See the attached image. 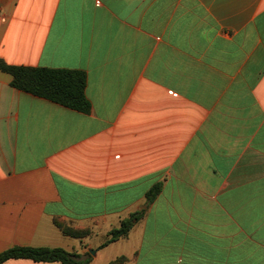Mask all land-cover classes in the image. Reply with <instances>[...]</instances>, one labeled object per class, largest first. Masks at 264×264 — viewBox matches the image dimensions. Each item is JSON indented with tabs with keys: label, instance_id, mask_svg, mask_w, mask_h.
Here are the masks:
<instances>
[{
	"label": "crops",
	"instance_id": "crops-1",
	"mask_svg": "<svg viewBox=\"0 0 264 264\" xmlns=\"http://www.w3.org/2000/svg\"><path fill=\"white\" fill-rule=\"evenodd\" d=\"M1 60L84 71L91 112L0 69V254L264 264V0H0Z\"/></svg>",
	"mask_w": 264,
	"mask_h": 264
},
{
	"label": "trees",
	"instance_id": "trees-1",
	"mask_svg": "<svg viewBox=\"0 0 264 264\" xmlns=\"http://www.w3.org/2000/svg\"><path fill=\"white\" fill-rule=\"evenodd\" d=\"M0 69L13 76L12 86L18 90L45 98L54 103L83 112H91V103L86 95L87 74L81 70L52 69L44 67H28L9 65L0 61ZM161 186L156 185L147 193L148 203H151L160 193ZM143 213L133 214L122 221L121 226L110 233V238L102 245L107 246L118 239L127 236L135 222ZM65 235L83 238L90 234L89 230L76 229L58 224ZM10 259H31L36 262H60L62 264H89L91 254L82 255L70 252L61 247H14L0 254V264ZM125 257L110 264H124Z\"/></svg>",
	"mask_w": 264,
	"mask_h": 264
},
{
	"label": "water",
	"instance_id": "water-1",
	"mask_svg": "<svg viewBox=\"0 0 264 264\" xmlns=\"http://www.w3.org/2000/svg\"><path fill=\"white\" fill-rule=\"evenodd\" d=\"M92 255H95L96 254V251H93V250H90L89 251Z\"/></svg>",
	"mask_w": 264,
	"mask_h": 264
},
{
	"label": "rangeland",
	"instance_id": "rangeland-1",
	"mask_svg": "<svg viewBox=\"0 0 264 264\" xmlns=\"http://www.w3.org/2000/svg\"><path fill=\"white\" fill-rule=\"evenodd\" d=\"M93 251H95V249H92Z\"/></svg>",
	"mask_w": 264,
	"mask_h": 264
}]
</instances>
